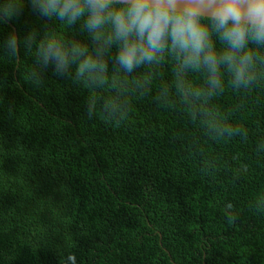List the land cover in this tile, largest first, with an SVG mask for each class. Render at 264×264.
Listing matches in <instances>:
<instances>
[{"label": "trees", "instance_id": "obj_1", "mask_svg": "<svg viewBox=\"0 0 264 264\" xmlns=\"http://www.w3.org/2000/svg\"><path fill=\"white\" fill-rule=\"evenodd\" d=\"M0 264H264V25L0 0Z\"/></svg>", "mask_w": 264, "mask_h": 264}, {"label": "water", "instance_id": "obj_2", "mask_svg": "<svg viewBox=\"0 0 264 264\" xmlns=\"http://www.w3.org/2000/svg\"><path fill=\"white\" fill-rule=\"evenodd\" d=\"M264 25V0H103Z\"/></svg>", "mask_w": 264, "mask_h": 264}]
</instances>
